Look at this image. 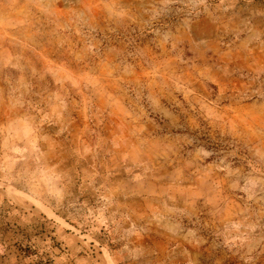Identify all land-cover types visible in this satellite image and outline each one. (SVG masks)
I'll return each mask as SVG.
<instances>
[{
	"label": "rangeland",
	"instance_id": "rangeland-1",
	"mask_svg": "<svg viewBox=\"0 0 264 264\" xmlns=\"http://www.w3.org/2000/svg\"><path fill=\"white\" fill-rule=\"evenodd\" d=\"M0 264H264V0H0Z\"/></svg>",
	"mask_w": 264,
	"mask_h": 264
}]
</instances>
